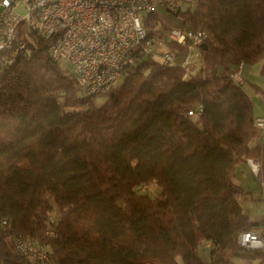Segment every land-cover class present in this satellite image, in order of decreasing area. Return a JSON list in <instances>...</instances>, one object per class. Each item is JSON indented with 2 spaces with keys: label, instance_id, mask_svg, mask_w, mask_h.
I'll return each instance as SVG.
<instances>
[{
  "label": "trees",
  "instance_id": "1",
  "mask_svg": "<svg viewBox=\"0 0 264 264\" xmlns=\"http://www.w3.org/2000/svg\"><path fill=\"white\" fill-rule=\"evenodd\" d=\"M168 15L206 32L195 71L140 53L100 104L47 39L32 34L10 61L0 52V264H22L8 240L19 234L49 242L60 264H264L237 241L264 221L243 211L234 180L254 158L264 186V140L230 76L240 61H261L264 76V0H197ZM143 17L169 28L158 11ZM148 182L156 194L140 190Z\"/></svg>",
  "mask_w": 264,
  "mask_h": 264
},
{
  "label": "built area",
  "instance_id": "2",
  "mask_svg": "<svg viewBox=\"0 0 264 264\" xmlns=\"http://www.w3.org/2000/svg\"><path fill=\"white\" fill-rule=\"evenodd\" d=\"M26 13L16 11L17 0H0V47H6L14 17H27L21 25L17 51L2 55L10 61L18 54H28L34 44L32 34L47 39L46 50L57 61H67L74 72L79 90L93 97L106 92L122 77L126 65L140 53L151 54L164 63L187 66L193 73L201 61L203 29H191L169 24L160 30L158 22L146 25L143 14L162 8L174 12L191 0H23ZM47 2V10L36 13V4ZM167 22V21H165ZM168 23V22H167ZM174 44L176 46H172ZM240 61L230 76L242 84ZM189 115L194 111L189 110ZM256 127L264 130V114L257 115ZM251 170L257 174L259 161L247 158ZM149 184L143 183L140 189ZM7 225L6 220L2 221ZM56 235V225L50 217L45 232ZM241 246L264 251V221L240 232ZM22 264H60L51 254L49 242H41L29 235L8 237ZM208 241L204 247L209 248Z\"/></svg>",
  "mask_w": 264,
  "mask_h": 264
},
{
  "label": "rangeland",
  "instance_id": "3",
  "mask_svg": "<svg viewBox=\"0 0 264 264\" xmlns=\"http://www.w3.org/2000/svg\"><path fill=\"white\" fill-rule=\"evenodd\" d=\"M18 5L16 6V11L24 15L26 13V9L24 7L23 0H17ZM197 0H191L190 5L194 6ZM162 17V20L167 21L168 23H174V18L168 15V13L162 8H158L157 10ZM61 68L70 69V64L65 60L59 61ZM261 61H258L253 64H247V72L244 77V82L242 83V88L248 93L251 99L254 101L253 112L254 115L264 114V93H262L258 88L254 86V84H258L264 86V76L259 73ZM95 103L100 104L104 97L102 95L94 97ZM262 134H264V130H262ZM258 138L253 139L255 142ZM262 140H264V136H262ZM242 167V168H241ZM243 169V171H241ZM251 169V168H250ZM245 164L239 165L237 167V173L235 180L239 182L242 186V194L239 197V202L242 206V209L245 213L248 214L249 219L252 221L259 220L262 216H264V186H262L261 181L256 176L257 174L251 171ZM142 191L148 192L150 195H154L159 191L158 186L155 182H149V184L145 187V189H140ZM206 244V243H205ZM199 253L202 259L206 260L208 258L207 248L204 247V243L199 245ZM234 264H247L241 259H236ZM250 264H256L253 261Z\"/></svg>",
  "mask_w": 264,
  "mask_h": 264
},
{
  "label": "bare ground",
  "instance_id": "4",
  "mask_svg": "<svg viewBox=\"0 0 264 264\" xmlns=\"http://www.w3.org/2000/svg\"><path fill=\"white\" fill-rule=\"evenodd\" d=\"M46 10H47V2H39L36 4V13H43V11H46ZM23 22L27 23V17H14L12 21V29L10 31V35L7 38L6 47H0V52L2 54L10 55L13 52L17 51L18 42L16 41V33H17V29ZM256 123H257V116L255 118V125ZM237 241L241 245L240 233L238 234Z\"/></svg>",
  "mask_w": 264,
  "mask_h": 264
},
{
  "label": "crops",
  "instance_id": "5",
  "mask_svg": "<svg viewBox=\"0 0 264 264\" xmlns=\"http://www.w3.org/2000/svg\"><path fill=\"white\" fill-rule=\"evenodd\" d=\"M246 72H247V66L245 65V66H243V68H242V74L243 75H246ZM244 78V77H243ZM254 86L256 87V88H258L262 93H264V86H261V85H258V84H254ZM257 116V115H256ZM262 136H264V134H262V131H260V134H259V136L257 137L258 139L254 142V143H256V142H259L260 140H262ZM243 164H245L246 166H247V168H249L250 169V166L248 165V163H247V161H245V162H243ZM239 165H242V163L241 164H239ZM238 165V166H239ZM237 166V167H238ZM242 168V167H241ZM251 170V169H250ZM241 171H243V169L241 170ZM252 171V170H251ZM236 173H237V168H236ZM236 173H235V176H234V180H235V177H236ZM235 182L236 183H238L240 186H241V184L239 183V182H237L236 180H235ZM242 187V186H241Z\"/></svg>",
  "mask_w": 264,
  "mask_h": 264
},
{
  "label": "water",
  "instance_id": "6",
  "mask_svg": "<svg viewBox=\"0 0 264 264\" xmlns=\"http://www.w3.org/2000/svg\"><path fill=\"white\" fill-rule=\"evenodd\" d=\"M202 46H204V43H202Z\"/></svg>",
  "mask_w": 264,
  "mask_h": 264
}]
</instances>
